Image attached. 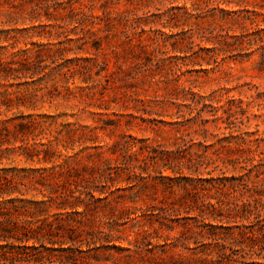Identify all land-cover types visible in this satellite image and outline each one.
<instances>
[{
	"label": "rangeland",
	"instance_id": "1",
	"mask_svg": "<svg viewBox=\"0 0 264 264\" xmlns=\"http://www.w3.org/2000/svg\"><path fill=\"white\" fill-rule=\"evenodd\" d=\"M0 212L54 260L264 264V0H0Z\"/></svg>",
	"mask_w": 264,
	"mask_h": 264
},
{
	"label": "trees",
	"instance_id": "2",
	"mask_svg": "<svg viewBox=\"0 0 264 264\" xmlns=\"http://www.w3.org/2000/svg\"><path fill=\"white\" fill-rule=\"evenodd\" d=\"M6 182L12 187L4 192L12 195L17 190L14 185L15 182L13 179L7 178ZM7 215V213L0 212V217L6 216L0 221V264H90L91 260H98L96 255L84 256L81 254L85 251L74 248H68L71 254L57 257L55 260L52 257L45 256L38 247L28 245L29 240L38 239L36 235L32 234L33 230L28 228L20 229L14 223V220L7 217ZM74 240L71 238L72 242ZM52 244L54 245L55 243ZM63 250L65 251L66 249Z\"/></svg>",
	"mask_w": 264,
	"mask_h": 264
}]
</instances>
